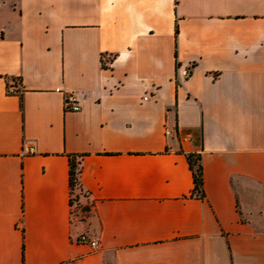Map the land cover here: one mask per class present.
Wrapping results in <instances>:
<instances>
[{"label": "crops", "instance_id": "0c3cea01", "mask_svg": "<svg viewBox=\"0 0 264 264\" xmlns=\"http://www.w3.org/2000/svg\"><path fill=\"white\" fill-rule=\"evenodd\" d=\"M0 264H264V0H0Z\"/></svg>", "mask_w": 264, "mask_h": 264}, {"label": "built area", "instance_id": "2783aa9c", "mask_svg": "<svg viewBox=\"0 0 264 264\" xmlns=\"http://www.w3.org/2000/svg\"><path fill=\"white\" fill-rule=\"evenodd\" d=\"M185 74L189 75L190 71H187ZM21 92L22 90L20 87H15L13 85L8 86V93L18 94ZM147 99H148V96H145L144 100H147ZM64 106H65L66 111H79L81 107H80V103L77 97V93L73 91L67 93L65 96ZM80 241L84 243H89L94 249L99 248V242L96 239H93L86 234L80 237Z\"/></svg>", "mask_w": 264, "mask_h": 264}, {"label": "trees", "instance_id": "16d2710c", "mask_svg": "<svg viewBox=\"0 0 264 264\" xmlns=\"http://www.w3.org/2000/svg\"><path fill=\"white\" fill-rule=\"evenodd\" d=\"M177 31H178V28H177ZM178 65H179V62H177V66ZM189 160H190L192 170L194 172L196 189L201 192L203 191V170H202L200 158L194 157V155H189ZM77 168L78 167H77L76 161L72 160V164H71V185L72 187L76 185Z\"/></svg>", "mask_w": 264, "mask_h": 264}]
</instances>
